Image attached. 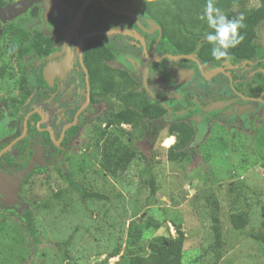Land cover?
I'll return each mask as SVG.
<instances>
[{"label": "rangeland", "instance_id": "rangeland-1", "mask_svg": "<svg viewBox=\"0 0 264 264\" xmlns=\"http://www.w3.org/2000/svg\"><path fill=\"white\" fill-rule=\"evenodd\" d=\"M34 5L40 7L44 33L55 39V50L45 60L43 73L49 87L59 88L51 97L50 113L54 120H63L73 109L72 104L69 107L64 104L76 99L77 86L69 84L71 75L79 73L76 36L86 31L90 21L100 24L115 19L122 23L124 16L133 20L137 12L128 15L127 10L107 0H20L0 8V27L4 28L10 18ZM257 5L258 0H249V6ZM152 26L150 23L149 28ZM259 41L264 43V22ZM12 61L11 73L0 78V96L9 102L21 97V75ZM152 77L153 84L164 85L155 74ZM176 97L174 90L169 102ZM206 105L209 111L196 105L184 112L185 116L197 119L194 123L197 134L188 147L191 156L183 161H171L167 156L175 143L169 138L168 128L178 114L171 112L149 123L145 135L133 130L130 137L131 117L121 115V104L114 106L112 122L105 119L112 116H107L105 104L88 109L86 126L70 141L71 147L67 151L62 149L59 155L37 140L25 150L11 148L14 162L0 164V264H129L131 257L150 253V243L155 237L176 236L168 219L178 215L186 235L183 264H264V244L252 236L262 231L264 135L258 144L251 130L231 129L222 133L212 127L210 131L204 123L211 113L215 110L227 113V107L222 102ZM238 119L241 121L240 116ZM45 124L49 126L48 121ZM103 129L107 135L128 140L139 152L121 175L113 176L101 166L96 141ZM6 133L1 121L0 145L13 137ZM45 166L46 172L33 173L22 184L31 170ZM57 168L72 171L80 184L103 197L83 200L70 190ZM152 183L160 194L157 197L151 195ZM28 210L32 211L39 231L37 246H33L21 218ZM242 210L249 212L251 223L237 230L230 215ZM215 213L219 214L224 240L219 257L213 249ZM147 216L162 221L161 226L146 227ZM139 232V239L133 242V234ZM68 239L71 257L58 246ZM117 249L119 254L109 257Z\"/></svg>", "mask_w": 264, "mask_h": 264}, {"label": "trees", "instance_id": "trees-1", "mask_svg": "<svg viewBox=\"0 0 264 264\" xmlns=\"http://www.w3.org/2000/svg\"><path fill=\"white\" fill-rule=\"evenodd\" d=\"M20 0H0V8H6L15 5ZM68 1V0H60ZM108 3L127 10L126 13L135 11L139 8V23L126 19L119 23L115 19L101 21L96 24L90 21L86 31L106 30V29H126L142 36L147 43L150 51L169 52L171 54H191L198 51L199 58L206 65L215 61V65H220L222 61L229 60L234 66H239L234 77L240 78L236 82V88L246 95L261 97L264 100V46L257 42L259 37L258 30L264 22V0H258L259 5L249 6V0H213L215 8H219L224 16L237 18L244 17L245 27L240 31L244 35L243 42L235 48L228 50L227 59L216 60L211 55L213 45L206 39L209 28L206 20L202 21L199 16L204 12L207 0H107ZM94 1H92V4ZM41 11L39 5L29 7L24 12L10 18L7 24L0 27V78L9 71L10 63L16 62L18 71L21 75V92L20 98L15 97L9 102L3 95L0 96V122L4 121L7 133L13 134V137L6 143L0 145V149L19 136L23 131V121L25 116L35 108H40L46 114V120L40 125L47 127L45 122L48 121V127L54 131L55 137L59 138L63 127L72 122L78 108L85 102L86 91L83 95L77 94L73 103H65V107L72 104L67 116L63 120H54L50 113L51 97L58 92V86L49 87L44 78L43 67L47 57L55 50V39L46 35L42 29ZM152 22L158 26L154 36L149 37L142 29L147 22ZM2 23L0 19V24ZM151 38V39H149ZM78 42V39L76 40ZM29 59H26V58ZM116 57L139 58L142 63L140 75H149L150 65L153 64L143 54L141 44L135 38L123 34L96 35L86 38L84 42V62L89 71V81L91 86V105H96L107 100L112 103L113 99L120 100L122 104L121 115L131 117L132 130L128 132L130 137L133 130H138L141 135L149 131V123H154L164 117L168 111V105L165 100L153 98L142 83V77L132 73L126 67L119 70L120 79L117 80L113 68L107 64L106 60ZM77 64L81 70L78 79L72 77L69 84L76 83L77 87L86 90L85 72L80 65L77 57ZM245 68L243 71L242 68ZM150 82V77H148ZM217 86L228 88V78L220 74L216 81ZM222 85V86H221ZM109 88V89H107ZM223 98L229 94L224 91ZM191 103V102H189ZM257 105L253 111L251 119L253 127L258 129L259 135H256L257 143L262 142V133L264 134V106L258 102H251ZM259 108V109H258ZM175 109H180L179 105ZM259 110L261 112H259ZM85 109L79 116L77 124L67 129L65 137L60 146H55L51 140L48 131H40L37 127L41 119L39 113L35 112L28 118V130L24 138L14 144V148L25 150L28 144L37 140L46 149L51 150L53 154L59 155L62 149L71 147L70 141L77 137L83 127L86 126L87 117ZM120 114V111L117 113ZM134 118V119H133ZM257 119L259 121L257 122ZM108 121H114L109 118ZM259 122L263 126L257 127ZM170 134L177 136V141L168 149V159L171 161H183L191 156V150L188 148L195 134V127L184 120H176L168 128ZM3 135V136H4ZM171 142L174 138L169 137ZM126 140V139H125ZM102 142V143H101ZM172 144V143H171ZM170 144V145H171ZM96 145L101 153L100 163L102 168L113 176L121 175L127 170L129 164L138 156V151L133 148L129 141H123L119 135L106 133V130H100ZM12 147V148H13ZM33 153L32 150H30ZM64 152V156H65ZM14 158L10 149L0 156V164L13 163ZM48 167H40L30 171L24 184L33 173H44ZM58 173L67 183L70 190L76 192L83 200L102 198L103 195L98 191L89 189L80 184L72 171H63L59 168ZM151 195L157 197L158 191L152 183ZM82 201V200H81ZM218 206V203H216ZM262 216V231L252 235L256 240L264 244V206ZM13 214H17L12 211ZM26 225L28 235L32 238L33 246H37L39 241V231L33 218L31 210H28L21 217ZM250 214L246 210L234 212L230 215V222L237 230H242L250 225ZM168 221L175 227L176 236L155 237L150 243V253L146 256L135 255L131 257L129 264H183V249L186 240L185 232L182 229L181 216H175ZM213 230L215 234L214 251L217 256L223 249L224 240L220 227V217L218 213L213 215ZM146 227L158 229L162 221L147 216ZM133 234V242L140 237V232ZM71 239L58 243L59 248H64V254L71 257L67 246ZM119 254V249L109 254V257H115Z\"/></svg>", "mask_w": 264, "mask_h": 264}, {"label": "flooded vegetation", "instance_id": "flooded-vegetation-1", "mask_svg": "<svg viewBox=\"0 0 264 264\" xmlns=\"http://www.w3.org/2000/svg\"><path fill=\"white\" fill-rule=\"evenodd\" d=\"M133 12H137V17L134 18L132 21L136 22V23H139L138 22L139 21V16L141 14L140 11H139V8H137ZM228 18L230 19L231 17L228 16ZM147 23H148V25H143L142 29L145 31L146 34H148L149 37H152L157 32L158 26L153 23V26L150 29L149 28L150 27V23H152V22H147ZM260 29H261V25L259 27L258 34H260ZM106 30H108V29H106ZM151 31H153V32H151ZM87 32H90V31H85L81 35L76 36V40L78 39V42L76 41V43H77V48H78V56L77 57L79 58V62H80L79 41H80L81 36L83 34L87 33ZM149 39H151V38H149ZM258 40H259V37L257 38V42H258ZM205 41H206L205 38L201 39V42H205ZM145 42H146V40H145ZM155 43L151 47L150 51H149V49L147 47V43H146L147 50H148L149 54L152 57H154L155 55H162V54H168L169 53V52H163V51H160V52L153 51V47H154V45H156ZM258 43H260L262 46H264V43H262L260 41ZM140 44H141V42H140ZM141 50H142V52L144 54L142 44H141ZM169 54H171V53H169ZM174 55H177V54H174ZM190 55L195 56L199 60L200 64L202 65L204 73H207V74L211 73V71L215 70L216 68H223L225 73L224 72H218L217 74L207 78V77H205L202 74V72L200 71V69H199V67H198V65L196 63V61H194L193 59L182 58V59H179V60H172V59H169V58L165 57V58L161 59L160 61H151L150 59H148L146 57L145 54H144V56L149 61H151L153 63V64L150 65L149 75H146V74H143L142 76L140 75L143 65L140 62L139 58H132V57L121 58V57H116V58L107 59L106 62H107L108 65H110L114 69L113 72L115 73V77H116L117 80L120 79L119 70H123L126 67H130L129 70L132 73L140 75L142 77L143 85L145 86L147 91L150 92V96L153 97V98H157L159 100L163 99V100H165V103L168 105V111H167V113H166V115L164 117H166L171 112H173L175 114H178L177 115L178 118L176 120H178V121L184 120V121H187L188 123H190L192 126L195 127V134H197V132H196V130H197L196 129V126H197L196 124L197 123L196 124H194V123H195V120H197V119L196 118L193 119L192 116H189V114H187L185 116L186 113L184 114V112H187V110H190L191 108H194V106H196V105L201 110L204 109L206 111H209L210 109L207 107L208 105H206L207 102H210L212 104L222 102V103L226 104L227 113H224L222 111L219 112V110H215L213 113H211L212 115L210 116L209 120L206 121V123H204V124L208 125V129L211 131L212 127H217L222 133L230 131L231 129H234V130L242 129V130H247V131L251 130V132L254 133V138H255V141L257 142L256 135H259L257 133L259 131H258L257 128L255 129L253 127L251 119H247L248 117H251V115L253 114V111L257 109V105L254 104V103H251V102H257V101H251V100L245 99L244 97H255V96L246 95L241 90H238L236 88V82L239 81L240 78L234 77V75L236 74V70L239 68V66L236 67V66L232 65L229 60L222 61L220 65H215V61L210 62L209 64L205 65L202 62V59L199 58L198 51H194ZM83 60H84V47H83ZM80 65H81V63H80ZM172 66H178V67H182V68H187V69L192 70L193 73H192L191 77L188 78V80L183 81L181 83H177V82H175L173 74H172V70H171ZM82 68H83V66H82ZM78 69H79V73L77 75H73L72 74L71 78L72 77H76V79L79 78V76L81 75V70H80L79 66H78ZM242 70L244 71L245 68L243 67ZM83 71L85 72L84 68H83ZM154 74H155V77L158 78V80H160L161 82L164 83V85H158V83L156 85L153 84L154 80H153L152 76ZM220 74H223V75H225L228 78V88H225V90H224V88H222L220 86H217V84H216L217 77ZM88 76H89V71H88ZM145 76H146V85H145V80H144ZM148 77H150V82H148ZM77 82H78V80H77ZM77 82L73 83V84L77 86ZM85 82H86V72H85ZM85 89L86 90L81 89L78 86L77 90L75 92H76V96H77V94L80 95L81 91L83 93L86 91V97H85V102H86L87 93H88L87 84H86V88ZM174 90H175V92L177 94V97L171 103V102H169V96H170V93H172V91H174ZM58 91H59V88H58ZM224 91H227V94H229V96L227 98H223L222 97V95H224L223 94ZM83 93H82V95H83ZM255 98H261V97H255ZM113 102L109 103L105 99V100H102V102H100L99 104L91 105V86H90V101H89V104L85 107V109H87V111H88V109H90V108H95L98 105L105 104L106 105V111L105 112H106L107 116L109 114L112 115L111 117L105 118V119H109V118H113V108H114V106L118 105V104H121L120 100L113 99ZM189 102H191V103H189ZM258 103H260V102H258ZM260 104L262 106H264L262 103H260ZM176 105H179L180 109L176 110L175 109ZM248 105H250L251 107L248 108L247 107ZM240 107H242V109H240ZM259 112H261V111L259 110ZM239 116L241 118V121H239V119H238ZM164 117H162L161 119H163ZM176 120H174V121H176ZM174 121H172V123ZM258 121H259V119H257V122ZM108 122H110V121H108ZM170 125H171V123H170ZM261 125L263 126V123L259 122L257 127H261ZM130 126H131V128H133L132 124H130ZM199 132H200V130H199ZM201 132H202V129H201ZM195 134H194V137H196ZM263 135L264 134L262 133L261 138H263ZM170 137H173L175 142L177 141V136L176 135L171 134ZM193 139H192V141H193Z\"/></svg>", "mask_w": 264, "mask_h": 264}, {"label": "water", "instance_id": "water-1", "mask_svg": "<svg viewBox=\"0 0 264 264\" xmlns=\"http://www.w3.org/2000/svg\"><path fill=\"white\" fill-rule=\"evenodd\" d=\"M35 1H37V0H35ZM24 10H26V8ZM109 34H123V35H128V36L136 38L137 40H139L141 42L144 54L151 61H160L161 59H163L165 57H167L169 59H172V60H179V59H182V58L193 59L194 61H196V63L198 65L200 71L202 72V74L205 77H207V78L217 74L218 72H224L225 73L223 68H216L215 70L211 71V73H208V74L204 73L202 65L200 64L199 60L195 56L190 55V54H177V55H174V54H169L168 53V54H162V55H155L154 57H152L149 54L148 50H147L146 42L143 39V37L138 35V34H136V33H134V32H132V31H130V30H126V29H108V30H93V31L87 32V33H85V34H83L81 36L80 41H79L80 63L83 66V68H84V70L86 72V84H87V90H88L87 100L78 109V111L76 112V114L74 116L73 121L63 127V129L61 131V135L57 139L55 137L54 131H53V129L51 127H41L40 126L45 121L46 114L40 108H35L33 111L29 112L25 116L24 121H23V131H22V133L19 136H17L15 139H13L11 142H9L5 147H3L0 150V156L2 154H4L5 152H7L11 147H13L16 142H18L19 140L24 138V136L26 135L27 130H28V118H29L30 115H32L35 112L39 113V115L41 116V119L37 123L38 129L40 131H48L49 134H50L51 140L53 141L54 145L59 146L61 144L67 129L70 128V127H73L77 123L80 113L85 109V107L89 104V101H90V81H89V76H88V69H87V67L85 65V62L83 60L84 41H85L86 38L91 37V36L109 35ZM171 70H172V74H173L174 80L177 83H181L183 81L188 80V78H190L192 73H193V71L190 70V69L182 68V67H178V66H172ZM144 80H145V85H146V76H145ZM244 98L248 99V100H251V101L260 102V103H262L264 105V100L262 98H255V97H244ZM159 195L160 194H158V196Z\"/></svg>", "mask_w": 264, "mask_h": 264}, {"label": "clouds", "instance_id": "clouds-1", "mask_svg": "<svg viewBox=\"0 0 264 264\" xmlns=\"http://www.w3.org/2000/svg\"><path fill=\"white\" fill-rule=\"evenodd\" d=\"M199 19L206 20L209 28L213 30L207 34L206 40L213 45L211 55L216 60L227 59L228 50L237 47L244 40V35L240 31L245 27L244 17L241 15L229 19L221 14L219 8L214 7L213 0H207Z\"/></svg>", "mask_w": 264, "mask_h": 264}]
</instances>
